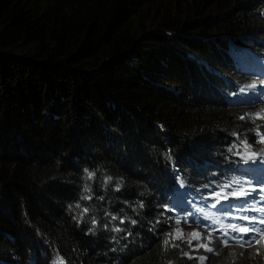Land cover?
<instances>
[{
  "label": "trees",
  "instance_id": "obj_1",
  "mask_svg": "<svg viewBox=\"0 0 264 264\" xmlns=\"http://www.w3.org/2000/svg\"><path fill=\"white\" fill-rule=\"evenodd\" d=\"M262 38L264 0H0V264L37 242L67 264H193L154 209L172 164L194 181L253 138L222 99L228 42Z\"/></svg>",
  "mask_w": 264,
  "mask_h": 264
},
{
  "label": "clouds",
  "instance_id": "obj_2",
  "mask_svg": "<svg viewBox=\"0 0 264 264\" xmlns=\"http://www.w3.org/2000/svg\"><path fill=\"white\" fill-rule=\"evenodd\" d=\"M228 43L231 49L226 60L229 76L224 79V85L228 89L223 95L222 104L225 109L240 110L248 116V120L254 125L253 138L235 135L231 139L225 149L229 162H225L226 169L223 171L217 170L210 160L194 163L193 169L200 167L205 174L202 178L192 174L190 178L194 181H189L185 174L172 164L170 176L173 182L166 190L164 199L154 209L157 212L154 223L160 226L166 243L175 250L179 258L193 264H206L213 258L222 257L232 259L237 264L249 261L253 263L259 259L264 263V236L253 231L264 230V191H260L264 187V155L250 158L251 153L264 152V143L258 142L260 137L256 134L258 130L264 135V119L255 116L259 113L264 117V38L254 39L252 42L247 40L245 45H238L233 40ZM250 43L254 45L251 46ZM247 67L257 73L247 70ZM252 84L256 87H248ZM241 141H247L250 147L246 149ZM237 152H247L249 155L242 159L234 154ZM187 165L189 166V163ZM235 180H239L246 189L254 188L256 191L248 197L229 198L228 201L212 195L219 192L223 185ZM236 187L238 186L232 183V188ZM232 188L226 191L231 192ZM217 200H220V203H217ZM82 211L85 213L84 208ZM244 217L249 219H243ZM177 220L180 223H177ZM121 225L120 220L118 224L110 225L114 235L123 232ZM229 225L247 226L249 231L240 233ZM116 227L122 231H114ZM178 232L182 235L174 238ZM210 232L211 240L208 239ZM193 233H199L200 239H193ZM254 235L259 243H248ZM189 240L191 244L188 243ZM225 240L227 244L224 243ZM200 244H207L212 251L197 247ZM3 257L4 254H0V259ZM61 258L63 264H67V259L58 250L50 246L44 248L37 242L32 249L26 251L23 258L25 262L19 258L18 264H60ZM12 261H16V255H13Z\"/></svg>",
  "mask_w": 264,
  "mask_h": 264
},
{
  "label": "snow or ice",
  "instance_id": "obj_3",
  "mask_svg": "<svg viewBox=\"0 0 264 264\" xmlns=\"http://www.w3.org/2000/svg\"><path fill=\"white\" fill-rule=\"evenodd\" d=\"M262 83H264V81H262ZM248 87L254 88V87H256V85L252 84V85H249ZM241 91H244V89H241ZM255 116L258 119H264V117H261L259 113L255 114ZM241 119H244V117H241ZM256 134L260 137L258 142L264 143V135H261L258 130H257ZM233 135H235V133H233ZM241 144H243L246 149L250 147L247 144V141H241ZM233 147H235V145ZM229 150L231 151V149H229ZM234 154L241 156L242 159L245 158V156L249 155V153H247V152H245L243 154L240 153V152H237V153H234ZM261 155H264V152H262V153H251L250 154V158H256V157L261 156ZM85 171H87V170H85ZM93 175H94V173H91V172L88 173V177L89 178H91ZM111 179H112L111 177H107V180L110 181ZM178 179H179V177H178ZM232 183L236 184L238 187L232 188ZM232 183L223 185L219 192L213 193L212 195L214 197H220L221 199H223L225 201H228L229 198L241 199V198H244V197H248V196H250L252 194V192L256 191V189H254V188L251 189V190L246 189L244 187V185L239 180H235ZM229 188H232L231 192H227L226 191ZM88 190L89 189L86 186L85 187V191H88ZM116 190L119 191V186H117ZM260 191H264V187H262L260 189ZM84 198L85 199H90L91 197H84ZM217 203H220V200H217ZM140 206L143 207V204H141ZM76 207L79 208L80 205L77 204ZM87 211H88V209L85 208L84 212H87ZM111 218H112V220H116L117 219L116 216H112ZM243 219H249V218L244 217ZM176 222L180 223L179 220H177ZM262 222H264V221H262ZM93 223H95V221H93ZM120 223L121 224L125 223V220L124 219H120ZM131 223L135 224L136 221L135 220H131ZM229 227L232 228L233 230L239 231L240 233H246V232L249 231V228L247 226L229 225ZM113 230L117 231V232L122 231V229L119 228V227H116ZM253 231H255L257 235L264 236V230L253 229ZM181 235H182V233L178 232L177 236L174 237V238H179ZM225 235H227V233H225ZM192 238L193 239H200L199 233H193L192 234ZM211 238H212V233L210 232L209 235H208V239L211 240ZM235 238L238 239L239 237H235ZM252 241H255L256 243H259V240H257L256 235L252 236L251 239L248 241V243H251ZM188 243L191 244V240H189ZM224 243L227 244V240H225ZM197 247H203V248H205L206 251H212V249L209 248L207 246V244H200V245H197ZM60 264H63L62 258L60 260Z\"/></svg>",
  "mask_w": 264,
  "mask_h": 264
},
{
  "label": "rangeland",
  "instance_id": "obj_4",
  "mask_svg": "<svg viewBox=\"0 0 264 264\" xmlns=\"http://www.w3.org/2000/svg\"><path fill=\"white\" fill-rule=\"evenodd\" d=\"M247 70H250V69L247 67ZM250 71H251V70H250ZM251 72H253L254 74L257 73V72H255V71H253V70H252Z\"/></svg>",
  "mask_w": 264,
  "mask_h": 264
},
{
  "label": "bare ground",
  "instance_id": "obj_5",
  "mask_svg": "<svg viewBox=\"0 0 264 264\" xmlns=\"http://www.w3.org/2000/svg\"><path fill=\"white\" fill-rule=\"evenodd\" d=\"M253 205V203H251Z\"/></svg>",
  "mask_w": 264,
  "mask_h": 264
}]
</instances>
